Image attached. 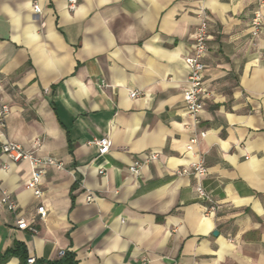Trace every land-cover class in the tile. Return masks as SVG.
I'll use <instances>...</instances> for the list:
<instances>
[{
    "label": "crops",
    "instance_id": "1",
    "mask_svg": "<svg viewBox=\"0 0 264 264\" xmlns=\"http://www.w3.org/2000/svg\"><path fill=\"white\" fill-rule=\"evenodd\" d=\"M39 4L37 14L33 0H0V97L10 107L0 202L3 192L17 202L16 213L0 207V257L25 248L0 264H65L70 254L77 264H264L258 1L78 0L74 11L68 0ZM202 6L209 95L195 126L183 98L184 58ZM199 131L206 137L188 151ZM104 137L111 147L101 154L89 142ZM6 140L63 164L47 170L41 197L26 189L30 162L2 154ZM152 153L159 159L143 163ZM136 161L139 176L129 172ZM200 161L202 179L179 174ZM18 219L37 233L19 230Z\"/></svg>",
    "mask_w": 264,
    "mask_h": 264
},
{
    "label": "built area",
    "instance_id": "2",
    "mask_svg": "<svg viewBox=\"0 0 264 264\" xmlns=\"http://www.w3.org/2000/svg\"><path fill=\"white\" fill-rule=\"evenodd\" d=\"M40 0H33L34 11L39 14L42 9L39 4ZM196 1V0H191ZM258 1V10L254 14L252 21L253 33L257 35L263 26L264 19V0ZM78 0H68L70 11H74L77 7ZM198 26L196 32L193 36V43L190 48V53L185 56L184 61L189 68V75L186 80V86L183 89V98L186 106V112L193 120L195 126L200 123L201 115L204 112V100L209 95L205 87V69L206 64L204 62L208 53V43L211 39V34L209 31V16L206 13L205 7L200 8L198 14ZM2 81L0 80V87ZM140 96V92L134 90L130 93V97L135 99ZM10 113V107L8 104L3 102L0 97V136L4 135V129L6 127V118ZM207 133L205 131H199L194 134L190 142L187 145L188 151H193L198 145L200 139H204ZM90 145H95L99 148L100 153L104 154L109 151L111 147V141L108 137L101 139H96L89 142ZM1 152L4 154L8 160L11 162L29 161L33 168L32 178L27 182L26 189L31 191L34 196L41 197L43 195V190L41 189L42 179L47 173V170L51 167L62 168L63 164L51 157H38L35 151H27L15 142L6 140L1 145ZM159 159V154L152 153L142 160L143 163L154 162ZM8 167L7 165L5 166ZM142 164L138 161L134 162L129 167V172L133 176H139L141 172ZM100 174H104V171H100ZM179 174L183 175H194L199 179H202L208 174V170L204 165V162H196L191 164L187 168H183L179 171ZM1 189V188H0ZM197 192L201 199L206 200L211 203L210 212L216 210V206L213 203L212 198L207 194L205 189L201 184L197 185ZM88 201H94V198L90 195ZM6 206L10 212L16 213L17 202L7 193L3 192V198L0 202V207ZM38 214L41 219H45L48 215L45 206L38 207ZM17 227L19 230H28L33 235L37 233V229L31 227L23 219L17 220ZM34 258H29V264H35Z\"/></svg>",
    "mask_w": 264,
    "mask_h": 264
},
{
    "label": "trees",
    "instance_id": "3",
    "mask_svg": "<svg viewBox=\"0 0 264 264\" xmlns=\"http://www.w3.org/2000/svg\"><path fill=\"white\" fill-rule=\"evenodd\" d=\"M18 252H22L24 255V252H25L24 246L18 244L14 250H10L4 256H1L0 258H2V260L0 262H5V260L8 258L9 255H15ZM73 258H74L73 255L71 254L68 255L65 259V264H77V262L74 261Z\"/></svg>",
    "mask_w": 264,
    "mask_h": 264
}]
</instances>
